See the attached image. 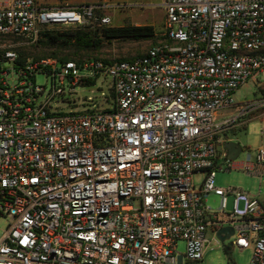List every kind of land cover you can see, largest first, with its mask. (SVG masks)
I'll return each mask as SVG.
<instances>
[{"label": "built area", "instance_id": "2783aa9c", "mask_svg": "<svg viewBox=\"0 0 264 264\" xmlns=\"http://www.w3.org/2000/svg\"><path fill=\"white\" fill-rule=\"evenodd\" d=\"M105 6L0 0V37L34 44L56 26L106 27ZM160 6L159 39L133 58L32 61L14 44L1 49L0 264H202L211 241L231 237L230 247L252 248L249 264H264V205L215 183L216 169L234 167L224 148L234 127L264 109L263 96L233 98L264 74V0ZM38 73L52 80L43 99ZM101 77L109 100L87 95L79 110L50 103L66 80L72 93ZM239 163L261 177L264 147ZM222 227L233 229L223 241Z\"/></svg>", "mask_w": 264, "mask_h": 264}, {"label": "rangeland", "instance_id": "374dc122", "mask_svg": "<svg viewBox=\"0 0 264 264\" xmlns=\"http://www.w3.org/2000/svg\"><path fill=\"white\" fill-rule=\"evenodd\" d=\"M161 0H66L65 3L58 5L74 6L80 3H104V12H106L112 19L109 26H119L123 24H135L136 22H148L151 21L155 24L157 29V36L153 39H104L98 48H92L87 50H76L73 46L62 49L55 47H46L40 39L34 44L16 43L15 39L9 37H0V51L4 45L14 44L13 47L17 50L22 58H30L32 61H38L40 59H54L58 61V57H62L65 54H69L74 61H81L90 58H99L104 60L116 59V58H133L147 50L153 43L159 39V34L163 26L164 12L159 7ZM47 4H51L52 0H47ZM136 25V24H135ZM76 29L71 26H56L49 30H66ZM88 29L94 30L97 27H89ZM54 54V55H53ZM59 62V61H58ZM36 83L46 87V91L40 96L43 99L47 96V92L51 88L52 80L49 75L38 73L36 75ZM58 85V84H57ZM110 79L99 78L96 80L94 86H82L76 85L75 92H69L70 84L65 81L64 92L55 94L50 103L52 105H58L61 109H82L84 107L83 99L85 96H93L106 92L107 99L112 97V92L109 90ZM261 89H264V74L260 75L257 81L248 80L244 84L240 85L233 93V98L236 102H245L253 100L261 95ZM94 92L91 93L90 91ZM264 97V96H263ZM262 120L259 118H253L248 122L246 128H238L235 134H230L229 137L232 141H236L241 145V152L234 159L239 163L246 160V155L250 152L253 157L255 156L256 149L260 145L264 147V135L261 133ZM218 152L221 157L224 156V149L222 146L218 147ZM254 158H252L253 160ZM221 163V161H220ZM222 168H225V164L221 163ZM201 174H196L194 180L201 179ZM215 183L221 187H237L250 194H258L259 196L264 194V175L261 177L255 174H249L244 170H219L215 171ZM227 209L231 208L232 196H227ZM208 204L214 208L218 205V197L209 195ZM242 206V203H239ZM7 225V220L4 217H0V227L4 228ZM232 238V237H231ZM230 239H226L224 243H216L211 241L205 249L202 264H249L252 256V248L238 249L237 247H230ZM179 251H183L184 242L179 241Z\"/></svg>", "mask_w": 264, "mask_h": 264}, {"label": "trees", "instance_id": "16d2710c", "mask_svg": "<svg viewBox=\"0 0 264 264\" xmlns=\"http://www.w3.org/2000/svg\"><path fill=\"white\" fill-rule=\"evenodd\" d=\"M88 28L89 27H76V29H66L62 31L45 30L42 33L44 39H40L39 41L43 42L44 45L49 48L55 47L57 49H62L73 46L76 50H87L100 47L104 39L119 38L138 40L153 39L155 37V29L149 24H123L119 26L100 27L94 30ZM70 59L72 58L69 54L58 57L59 62ZM81 61L76 62L80 63ZM88 82V84L93 83V81ZM261 95L264 96V89H261ZM82 104L86 105L87 103L83 102Z\"/></svg>", "mask_w": 264, "mask_h": 264}, {"label": "crops", "instance_id": "0c3cea01", "mask_svg": "<svg viewBox=\"0 0 264 264\" xmlns=\"http://www.w3.org/2000/svg\"><path fill=\"white\" fill-rule=\"evenodd\" d=\"M46 1H47V0H37V2H38L39 4H42V5H48V6H56V5L60 4V3H65L66 0H52V3H51V4H50V3L47 4ZM160 3H161V1H160ZM159 7H160L161 10L164 12V9H163L162 6H160V4H159ZM135 24H136V25H140V24H149V25H152V26L154 27V29H155V36H157V29H156V27H155V24L152 22V20H151V21H148V22H144V23L136 22ZM253 115H254V116H250V115H248L247 117H243L242 120H241V121H240V122L234 127V130L232 131V134H235V131H236L238 128H244V129H245L246 126L248 125V122H249L251 119H253V118H259L260 120H262V124H263V120H264V109L261 110V111H259V112H257V113H254ZM249 116H250V117H249ZM261 127H262V125H261ZM262 135H263V134H262ZM229 139H230V141H232L230 137H229ZM260 146H262V145H260ZM257 148H258V147H257ZM257 148H255V149H257ZM255 154H256V153H255ZM252 162H253L254 165L257 164V162H256L255 159H253ZM239 164H240V163L234 162V167L231 168L230 170H240L239 168H237V166H238ZM261 167H263V166H261ZM256 195H257V198L260 200V202L264 205V194L261 195V196H259L260 194L258 193V194H256Z\"/></svg>", "mask_w": 264, "mask_h": 264}, {"label": "water", "instance_id": "95a60500", "mask_svg": "<svg viewBox=\"0 0 264 264\" xmlns=\"http://www.w3.org/2000/svg\"><path fill=\"white\" fill-rule=\"evenodd\" d=\"M226 149V156L228 159L234 160L241 152V145L236 141H227L224 143ZM233 232L231 227H222L217 231V236L221 241L228 237Z\"/></svg>", "mask_w": 264, "mask_h": 264}]
</instances>
